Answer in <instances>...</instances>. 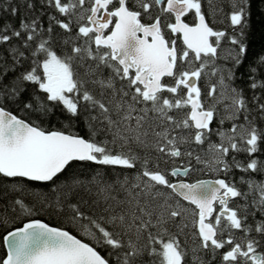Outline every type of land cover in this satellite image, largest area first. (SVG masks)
<instances>
[{"label":"snow or ice","instance_id":"6c2138e0","mask_svg":"<svg viewBox=\"0 0 264 264\" xmlns=\"http://www.w3.org/2000/svg\"><path fill=\"white\" fill-rule=\"evenodd\" d=\"M251 2L0 0V264H264V56L236 84ZM73 162L98 167L61 183ZM196 165L217 178L179 179ZM36 204L84 238L13 227Z\"/></svg>","mask_w":264,"mask_h":264},{"label":"trees","instance_id":"16d2710c","mask_svg":"<svg viewBox=\"0 0 264 264\" xmlns=\"http://www.w3.org/2000/svg\"><path fill=\"white\" fill-rule=\"evenodd\" d=\"M22 2V0H20ZM205 10L208 11L207 5H205ZM229 9L225 7L224 11L227 12ZM21 12H23V9H21ZM0 15L6 16L7 19L12 20L15 19L16 22H18V17L13 18L10 15L6 13H0ZM210 21L214 29L216 30H225L229 35L233 34L232 28L229 26V21L226 19L224 15H216L214 18L209 16L207 17ZM187 19V18H186ZM244 39V42L247 46V55L246 59L244 61L245 67H242L240 69V72L243 74L242 79H237L236 84L244 87L248 76L246 72V66L252 63H255L257 59L261 56H264V3H262V0H252L251 2V8H250V15L248 18V24L245 28V35L242 37ZM231 46L229 45L227 39L222 41L221 43V49H220V56H221V61L219 62H224L223 57L226 55L227 49H229ZM167 79V78H166ZM202 84V81H201ZM247 91V90H246ZM20 115H23L22 113ZM56 127L60 128L65 131H72L76 134H79L81 136H84L87 138L86 133H87V127L83 123H77L72 129H64L63 125L60 123H57L56 121H53L52 125L45 124V128L49 127ZM216 124L214 122L213 127H215ZM228 125H225L227 127ZM218 138L213 136L212 140L216 141ZM182 163V160H176L174 163H169L167 165L161 163V167H174V166H180ZM98 166L91 164L90 162H73L71 166L66 170L65 173L61 174L60 176V182L63 183L65 176L71 175V174H77L81 179H89L92 177L94 174L95 169ZM121 171L120 169H106V178L108 180H114L116 172ZM199 175L196 177H193L192 172L189 174L188 177H186L187 180L193 181L196 179L204 178V177H212L213 173L211 171L209 172H197ZM236 179L239 178L240 173L236 172L235 173ZM38 190H46L42 186H38ZM113 195H118V197H122L123 193H113ZM4 205L0 203V209H3ZM38 218L41 219L45 222H47L50 225L57 226L63 229H66L70 231L72 234L76 235L78 238L83 239L84 237L82 234L79 233V231L74 228L71 224L68 223L66 219L63 217L57 215L55 212L47 209V208H41L39 204H36V211L34 214L30 217H25V216H20L16 219L15 224L13 227H18L20 226L23 222ZM175 230V229H173ZM187 235H181V239L184 240L186 243L189 245L192 242L191 238V232L190 230H186ZM3 235V232H0V236ZM101 251V254H104L103 249H98ZM5 255V250L2 244V241H0V257Z\"/></svg>","mask_w":264,"mask_h":264},{"label":"water","instance_id":"95a60500","mask_svg":"<svg viewBox=\"0 0 264 264\" xmlns=\"http://www.w3.org/2000/svg\"><path fill=\"white\" fill-rule=\"evenodd\" d=\"M217 178V177H216ZM216 178H202V179H199V180H214V179H216ZM181 179H183L184 180V182H189V181H187L186 179H185V177H181ZM196 181H198V180H196ZM196 181H193V182H191V183H194V182H196ZM32 220H39L40 222H42V223H46V224H48L47 222H45V221H43V220H41V219H38V218H34V219H30V220H27V221H25V222H23L20 226H22L24 223H28V222H31ZM50 227H57V226H53V225H50V224H48ZM19 227V226H18ZM57 228H60V227H57ZM64 230H66V229H64ZM78 238V237H77ZM5 249V248H4ZM5 253H6V249H5Z\"/></svg>","mask_w":264,"mask_h":264},{"label":"rangeland","instance_id":"374dc122","mask_svg":"<svg viewBox=\"0 0 264 264\" xmlns=\"http://www.w3.org/2000/svg\"><path fill=\"white\" fill-rule=\"evenodd\" d=\"M204 83V81L202 80V84ZM197 172H209V170L204 169L203 165H196L194 168V171L192 172L193 177L198 176L199 174ZM212 177H216V175L213 173ZM197 180V179H196ZM189 181V180H188ZM194 181V180H193ZM191 182V181H190Z\"/></svg>","mask_w":264,"mask_h":264}]
</instances>
